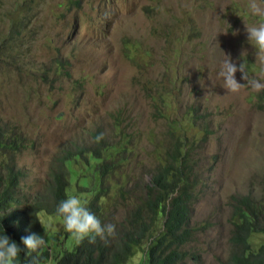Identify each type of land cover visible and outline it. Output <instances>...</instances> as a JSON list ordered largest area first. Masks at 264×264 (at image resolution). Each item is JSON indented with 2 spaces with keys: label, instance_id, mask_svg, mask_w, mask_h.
Returning a JSON list of instances; mask_svg holds the SVG:
<instances>
[{
  "label": "rangeland",
  "instance_id": "1",
  "mask_svg": "<svg viewBox=\"0 0 264 264\" xmlns=\"http://www.w3.org/2000/svg\"><path fill=\"white\" fill-rule=\"evenodd\" d=\"M247 4L0 0V119L27 138L16 162L21 183L45 193L58 148L72 141L89 151L90 134L97 130L118 149L124 146L115 172L103 183L109 187L107 210L122 213L137 202L158 163L167 141L164 123L176 118L186 124L193 108L194 128L185 136L198 141L191 158L197 159L201 184L191 223L203 228L191 243L196 259L186 264H218L228 252L229 197L258 198L264 181V109L256 106L258 92L230 93L219 75L229 56L264 83V65L256 61L246 32L264 17L250 15ZM20 17L19 35L6 39ZM236 79L247 83L239 72ZM90 160L85 153L70 164L66 190L84 204L86 191L97 187ZM132 185L128 197L124 192ZM37 218L47 234L45 246H74L61 218L41 211ZM249 241L253 248L264 244V234H252ZM125 264H143V253L136 250Z\"/></svg>",
  "mask_w": 264,
  "mask_h": 264
},
{
  "label": "trees",
  "instance_id": "2",
  "mask_svg": "<svg viewBox=\"0 0 264 264\" xmlns=\"http://www.w3.org/2000/svg\"><path fill=\"white\" fill-rule=\"evenodd\" d=\"M22 18L9 26L6 39L17 38ZM256 97L259 101L256 106L264 109V90L256 93ZM157 102L161 103V108L165 104L162 99ZM153 107L158 111L155 104ZM195 121L192 108L186 124L179 123L176 118L164 123L166 145L157 165L149 173V181L142 184L137 202L123 211L119 220H114L107 210L109 187L103 183L115 172L120 162L117 154L124 150V146L118 149L105 138L97 143L96 137L100 135L97 130L90 134L93 144L89 151L68 141L58 148L51 161L53 166L47 173L46 192L40 189L30 191L21 189L23 174L16 164L17 156L26 146V135L1 120L0 237L7 235L21 248L24 247L21 238L31 234L42 235L47 242V234L38 223L37 213L41 211L61 218L57 207L68 198L65 191L70 164L84 158L85 153L97 173V187L86 191L85 206L102 225L116 226V235L107 240L97 237L95 243H90L85 238L82 242L76 241L69 250L50 244L38 252H22L15 264H44L50 259L54 264H124L136 250L145 251L144 264H185L187 260H195L194 248L189 243L199 227L190 225V218L191 210L199 199L196 187L201 184V173L197 170V159H192L191 154L199 146L198 141H189L185 136L190 128H194ZM121 141L119 139L118 144ZM85 164L89 166L87 159ZM134 188L132 185L124 192L125 195L130 197ZM260 191L258 198L245 194L229 197L228 252L218 264H264V244L253 248L249 241L252 234H264V181ZM57 230L60 233L62 228ZM187 245L188 250L185 248Z\"/></svg>",
  "mask_w": 264,
  "mask_h": 264
},
{
  "label": "clouds",
  "instance_id": "3",
  "mask_svg": "<svg viewBox=\"0 0 264 264\" xmlns=\"http://www.w3.org/2000/svg\"><path fill=\"white\" fill-rule=\"evenodd\" d=\"M247 9L252 16L264 17V0H248ZM246 32L248 42L256 49V61L264 65V22L246 26ZM237 72L241 73V79L245 80L247 82L246 84L237 81ZM219 75L223 77L224 88L230 93L238 94L245 88H251L255 92L264 90V83L254 77H250L244 63H240L239 66H237L229 56L228 59L223 61L222 70ZM103 139L104 134L101 133L96 137V142L98 143ZM50 166L52 167L53 163H51ZM21 187V189H28L31 191L24 183H21ZM65 194L67 196V193ZM57 213L63 220L65 230L72 234L77 242H82L85 238H88L90 243H95L97 237L101 240H107L109 237H114L116 235V226L114 224L102 225L96 215L89 211L85 204L76 196H69L67 199L61 201L57 207ZM122 214L123 212L117 215L111 213V216L114 220H119ZM190 225H196L191 223V218ZM196 226L199 227V229L196 230L195 235L203 228L201 225ZM193 240L194 238L189 243L190 245ZM21 243L24 246L23 248L15 241L10 240L7 235L0 237V264H15V261L22 252H38L41 247L46 245L45 239L36 234L22 237ZM188 245L185 247L187 250ZM139 251L143 253L144 264L145 251ZM126 262L127 261H125L124 264Z\"/></svg>",
  "mask_w": 264,
  "mask_h": 264
}]
</instances>
